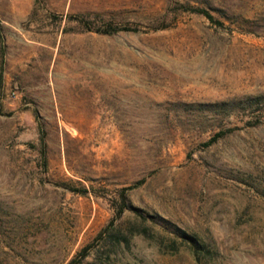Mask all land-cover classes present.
<instances>
[{
	"label": "rangeland",
	"instance_id": "1",
	"mask_svg": "<svg viewBox=\"0 0 264 264\" xmlns=\"http://www.w3.org/2000/svg\"><path fill=\"white\" fill-rule=\"evenodd\" d=\"M262 189L264 0H0V264H264Z\"/></svg>",
	"mask_w": 264,
	"mask_h": 264
},
{
	"label": "trees",
	"instance_id": "2",
	"mask_svg": "<svg viewBox=\"0 0 264 264\" xmlns=\"http://www.w3.org/2000/svg\"><path fill=\"white\" fill-rule=\"evenodd\" d=\"M186 12H191L199 15H203L206 17L211 23L217 24L218 26H222L223 23L220 21L216 20L207 10L199 8V7H185ZM98 17L97 14H82V15H75V16H70L69 19L72 22H76L77 24L83 26L85 31L87 32H94L100 35H113L118 32H137V29L134 27L130 26H115L111 24H103L101 27L100 26H95L94 25V20H90V17ZM166 28V27H164ZM249 101L256 100V98H248ZM258 101V100H256ZM258 123H254L250 126H255ZM229 132H232L231 129L225 130V131H220L215 133L212 137H210L206 142L201 144L202 148H208L209 146L215 144L219 139L222 137L226 136ZM39 153L42 156L43 160L45 159L44 155V132L39 126ZM143 183V181H138L133 185L123 187L119 189L118 191L115 192L114 197L109 198L108 202L110 203V206L113 209L114 215L116 218L120 217L126 210H136L131 207V205L128 202L127 199V194L129 191L137 188ZM59 186L63 187L64 189L76 193L79 195H87L90 191L93 192L94 187H73L70 183H60ZM260 196L262 197L264 201V189L261 191H258ZM114 225V222L111 220L106 227L103 228L101 232L98 233V235L95 237V240L102 239L105 234H110V230L112 229ZM167 230H169L171 233L175 235V237L187 248L190 250L192 256L195 258V260H199L200 256H206L208 254V249L207 247L202 244L199 239L194 236L186 233L184 230L177 228V227H166ZM94 242L89 243L85 247L82 248V250L79 253V258L73 259L69 264H79L87 255L89 250L93 247Z\"/></svg>",
	"mask_w": 264,
	"mask_h": 264
}]
</instances>
